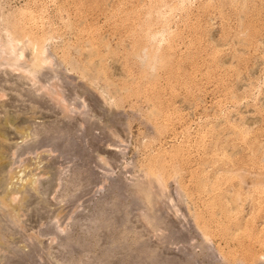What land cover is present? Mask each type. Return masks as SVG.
<instances>
[{
	"label": "rangeland",
	"instance_id": "obj_1",
	"mask_svg": "<svg viewBox=\"0 0 264 264\" xmlns=\"http://www.w3.org/2000/svg\"><path fill=\"white\" fill-rule=\"evenodd\" d=\"M0 61V264H264V0H0Z\"/></svg>",
	"mask_w": 264,
	"mask_h": 264
},
{
	"label": "bare ground",
	"instance_id": "obj_2",
	"mask_svg": "<svg viewBox=\"0 0 264 264\" xmlns=\"http://www.w3.org/2000/svg\"><path fill=\"white\" fill-rule=\"evenodd\" d=\"M12 49H14V48L12 47ZM13 54H14V53H13ZM15 54H17V53H15ZM15 54H14V55H15ZM11 56H12V55H11ZM15 56L18 57V56H20V54H18V56H17V55H15ZM3 57H4V56H3ZM5 57H6V56H5ZM20 57H21V56H20ZM20 57H19V58H20ZM1 58H2V57H1ZM8 58H9V57H8ZM19 58H18V59H19ZM1 60H2V59H1ZM6 60H7V59H6ZM29 60H30V59H29ZM29 62H30V61H29ZM0 63H1V61H0ZM2 65H3V64H2ZM27 67H28V66H27ZM26 70H27V69H26ZM1 166H2V164H0V169L3 168V167H1ZM2 178H3V177H2ZM150 181H151V180H150ZM156 182H157V181H156ZM2 183H3V182H2ZM2 183H1V184H2ZM1 184H0V185H1ZM179 193H180V192H179ZM13 197H14V196H13Z\"/></svg>",
	"mask_w": 264,
	"mask_h": 264
}]
</instances>
